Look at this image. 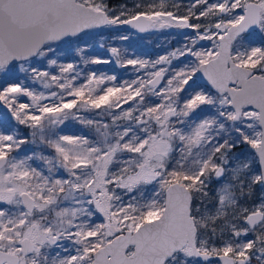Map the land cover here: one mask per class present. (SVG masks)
Returning a JSON list of instances; mask_svg holds the SVG:
<instances>
[{
	"label": "snow or ice",
	"instance_id": "obj_1",
	"mask_svg": "<svg viewBox=\"0 0 264 264\" xmlns=\"http://www.w3.org/2000/svg\"><path fill=\"white\" fill-rule=\"evenodd\" d=\"M0 264H264V0H0Z\"/></svg>",
	"mask_w": 264,
	"mask_h": 264
},
{
	"label": "rangeland",
	"instance_id": "obj_2",
	"mask_svg": "<svg viewBox=\"0 0 264 264\" xmlns=\"http://www.w3.org/2000/svg\"><path fill=\"white\" fill-rule=\"evenodd\" d=\"M172 31L175 32L176 30H172ZM152 34L154 35H153V38H151L152 40L150 41V43H148L147 41L145 43H142L144 53L137 51V50L135 51V49L133 48L129 50L135 52L137 55H147V56H151L154 58L156 55L162 54L166 52L168 49L179 46L181 43L186 42L183 40L181 36H178V35L174 36V35H171L169 32L148 33V34H144L143 36L145 38H148ZM133 39L134 37H132L131 40ZM140 42H142V40ZM108 44H110V42ZM108 44H106V47ZM96 51L102 55H107L104 49L97 48ZM98 67L103 68V69H110V68L105 67L104 65H101ZM76 127H79V126H76Z\"/></svg>",
	"mask_w": 264,
	"mask_h": 264
},
{
	"label": "trees",
	"instance_id": "obj_3",
	"mask_svg": "<svg viewBox=\"0 0 264 264\" xmlns=\"http://www.w3.org/2000/svg\"><path fill=\"white\" fill-rule=\"evenodd\" d=\"M143 35L144 34L135 35V36H133L134 37L133 40H129V41H126V42H121L119 40H115L113 37H110V36L106 35V36H104L102 38H98V42H105L106 44H108L109 42H110V44L115 42L116 44H119V45L122 44V46L125 45L128 49H132L133 48V49H135V51L137 50V51H140V52L144 53L143 44L142 43H145L146 41L148 43H150V41L152 40L151 38H153L154 34L150 35V37H148V38H145ZM140 38H141L142 42H140L141 41ZM104 66L107 67V68H110V69L111 68H115L114 65H104ZM116 71L119 72V73H127L128 72L127 69H118V68L116 69Z\"/></svg>",
	"mask_w": 264,
	"mask_h": 264
}]
</instances>
